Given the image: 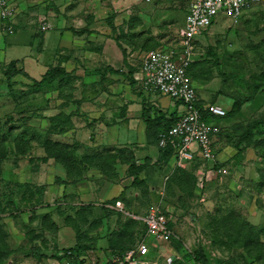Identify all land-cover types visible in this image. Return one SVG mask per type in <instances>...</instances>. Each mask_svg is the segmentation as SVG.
I'll return each instance as SVG.
<instances>
[{"label": "crops", "instance_id": "1", "mask_svg": "<svg viewBox=\"0 0 264 264\" xmlns=\"http://www.w3.org/2000/svg\"><path fill=\"white\" fill-rule=\"evenodd\" d=\"M13 1L18 6V15L13 21L0 18V112L11 103L12 111L19 110L24 99L20 94L27 89L26 85L31 79L41 80L51 68L64 71L55 85L58 81H65L62 89L54 88L48 96H36L39 101L46 102L38 104L34 112L32 123L37 136L30 140L26 154L17 155L10 151L3 162L2 179L15 182L19 191H16L12 212L19 213L27 222L20 230V241L27 235L29 237L32 231L34 242L50 246L51 253L59 255L52 259L54 264H59L60 258L70 264L103 263L114 253L112 249L124 248L128 245L127 238L133 237L134 231L136 234L140 227H145L140 218L154 207L149 209L152 202L169 206L166 209L176 233L188 232L185 217L179 219L174 215L175 210L176 213L184 211L169 204L171 200L185 198L193 192L188 193L182 188L186 187L183 179L176 181L179 169L183 177L191 172L199 178L200 184L194 189L197 201L198 195H203L204 179L223 181L237 165L236 169L244 168L248 172L226 135L214 137L215 164H224L221 173L201 158L197 145L192 146L187 159L176 155L163 156L155 142L156 136L152 134L157 129L144 116L148 109L145 101L153 109H161L167 118L175 111L180 113L181 104L160 94L145 96L138 82H133L131 75L136 67L131 55L133 51L126 54L124 45L122 47L107 37L108 34L114 36V30L105 20L109 15L104 17L108 6L106 0ZM186 2L189 6L190 0ZM128 3L131 4L130 10L136 5L132 1ZM116 4L117 11L122 12L126 3L117 0ZM44 17L52 24L51 30H40ZM8 25L13 26L12 32L6 30ZM9 51L15 55L8 57ZM11 62H17V67L31 78L23 74L15 76L12 93L4 72ZM38 65L45 66V70L40 71V79L26 69L31 66L38 72ZM78 87H82V91ZM198 97L204 104L213 102L227 110L232 107L227 100L233 98L221 94L220 90L214 96L199 94ZM245 108L239 115H245ZM52 118L56 120L54 125ZM214 121L219 125L217 120ZM230 130L226 129V134ZM16 131L15 137L19 135L18 127ZM45 137L53 143L70 145L74 154L73 161L68 163L70 170L47 154L43 143ZM106 153L118 154L110 175L103 170L101 163L82 161L85 157ZM130 155L134 156L137 165L146 166L138 175L129 171L126 158ZM197 163L201 165L195 171L188 168ZM252 167L249 164L247 168ZM136 178L140 185H148L150 191H137L139 185L133 183ZM118 201L121 207L116 206ZM75 221L81 226L72 224ZM39 230L45 232L40 241ZM66 252L69 257H62Z\"/></svg>", "mask_w": 264, "mask_h": 264}, {"label": "rangeland", "instance_id": "2", "mask_svg": "<svg viewBox=\"0 0 264 264\" xmlns=\"http://www.w3.org/2000/svg\"><path fill=\"white\" fill-rule=\"evenodd\" d=\"M116 1H105L108 6L104 17L107 14L110 17L116 15L112 24L109 16L105 19L109 27L114 29V36L108 34L107 37L118 44H124L128 51H133L131 55L136 67H141V57L145 51L156 48H163L175 54L182 51L181 32L185 27L188 6L186 0H121L126 3L122 6V12L117 11L119 7ZM129 1L136 4L131 8L132 11ZM195 51V59H199L190 73L201 96H214L220 90L225 96L254 100L246 105L245 115L238 114L235 119L229 116L217 119L224 131L223 136L226 135V129L234 124L238 131L242 132L253 119H264V4H252L238 19L224 14L218 15L200 38ZM14 55V52H7L8 57ZM26 69L32 76L40 79V71L45 70V66L38 65V72L33 71L31 66ZM62 83L65 84V81ZM78 88L82 91V87ZM50 93L44 95L48 96ZM36 96H42L38 89H35L31 96H22L21 99H24L19 110L12 111L11 103L0 112V156L3 154L9 157L10 151L17 148L27 151L30 140L36 138L35 124L32 123L34 112L38 109V104L46 103L39 101ZM227 101L229 106H232L233 99ZM47 104L50 105V101ZM9 114L13 115L8 116ZM17 124L19 126H16ZM17 127L19 135L15 137ZM231 133L236 136L235 130ZM253 134L256 137L252 143L238 149L239 152L236 153L238 158L241 157V165L246 166L248 172L244 168L236 169L239 165L233 166L235 171L232 170L231 175L228 173L223 181H205L203 195L196 198L198 201L193 199L192 192V196L175 198V201L171 200L173 203H169L184 211L176 213L175 210L174 215L179 219L185 217L190 226L187 225L188 232H178L173 241H161L156 246H152V238H148L146 226L140 227L136 234L134 231L133 237L127 238L128 245L125 247L129 248H136L141 240H147L151 244L147 260L140 264H196L198 253H205L208 264H253L254 260L264 259V125L253 131ZM260 148L263 149L262 154L259 152ZM4 158L0 159L1 168L5 165ZM249 164L254 168L248 169ZM200 165L191 164L188 168L195 171ZM14 175L17 177L16 172ZM147 186L139 185L137 191H150ZM16 191L19 193L15 182L2 179L1 175L0 264H54L52 259L59 255H53L50 246L34 242L32 231L29 237L27 235L20 241V230L27 222L19 213L12 212L15 209L13 204ZM148 199L155 200L150 197ZM152 207H159L167 212L166 207L169 206L152 202L149 209ZM72 224L81 226L78 222ZM39 231L40 241L45 232ZM248 240L253 244L252 249L244 248ZM60 259L58 262L62 263Z\"/></svg>", "mask_w": 264, "mask_h": 264}, {"label": "built area", "instance_id": "3", "mask_svg": "<svg viewBox=\"0 0 264 264\" xmlns=\"http://www.w3.org/2000/svg\"><path fill=\"white\" fill-rule=\"evenodd\" d=\"M151 2L152 0H145ZM264 3V0H190L185 18V27L182 29V51L175 54L172 51L156 48L145 51L141 57V67L135 80L145 96L160 94L180 100L181 112L178 120L167 131L159 136L160 147L171 146L177 157H190L192 146L197 145L200 154L209 162L217 161L214 149V137L220 132V126L214 122H207L203 118V111L214 117H223L227 109L216 104L207 103L203 110L198 106L200 101L194 82L188 68L195 61L196 42L204 35L215 18L224 14L232 18H240L243 12L252 4ZM18 6L13 0H0V18L3 21H13L18 15ZM127 16V15H126ZM52 24L46 17L40 22V29L46 31ZM6 30L12 32L13 26L8 25ZM121 207V202H116ZM146 225L147 236L152 238V246L158 242L170 241L174 233L168 228V219L159 207L152 208L144 217L140 218ZM151 252L149 241L141 240L136 248L124 253L117 252L103 263L92 264H140L147 260ZM59 264H70L64 258ZM264 264V263H258Z\"/></svg>", "mask_w": 264, "mask_h": 264}, {"label": "trees", "instance_id": "4", "mask_svg": "<svg viewBox=\"0 0 264 264\" xmlns=\"http://www.w3.org/2000/svg\"><path fill=\"white\" fill-rule=\"evenodd\" d=\"M260 4H264V3H260ZM255 5H258V4H255ZM115 16L110 17L109 20L111 21V24H112V21L115 22ZM112 29H113V27H112ZM198 42L199 41H197L196 44H198ZM123 45L124 44H122L121 46L123 47ZM123 50L127 54V51L128 50H127V48L125 46L123 47ZM198 59L199 58L195 59V61L189 66L188 73H189L192 81L195 84L197 93L200 94L199 93V90H198V86L196 84V81L193 79V77L191 76V73H190L191 68L194 66V64L197 62ZM138 70H139V67H135L132 70V73L134 74ZM4 72H5V76L7 77L8 84H9V88L11 90V93H12V91H14L13 85L15 83H14V81H12V79L15 76H17L18 74H23V75L27 76L28 78H30L28 76V74H25L23 72V70H21V69H19L17 67V62H11L5 68ZM63 72L64 71L62 69H60V68H51V69H49L46 72V74L43 76V78L41 80H35V79H31L30 78L32 80L31 83H29L28 85H26L27 86V89L24 90V91H22V93L20 94V96H24V95L25 96H31L32 94H34V90L35 89L36 90L38 89V91L41 92V95L42 96H45L44 94H46L48 92H52V90L56 86L54 84L55 81H56V79H59L63 75ZM133 74L131 75V78H132L133 82L137 83V81L135 80ZM56 84H57V88L56 89H58V88L59 89H62L63 88V85L64 84L62 83V80H61V82H58ZM221 94H223V93H221ZM232 98L234 100L233 101V104H232V107H231V109L227 110V113H226L225 116H223V117H214L209 112L203 111V118L207 122H214V123H216L214 120H217L219 118H225L227 116H229L230 118H235L238 114H240L242 112L243 108L246 107V105H248L250 102L254 101L253 99H242V98H237V97H234V96ZM176 101H177V103L178 102L180 103V100L176 99ZM211 103H213V102H211ZM145 105H146V107L148 109L145 108L146 110L144 112V116L147 118L148 123L150 125H154V127L157 129L156 131L152 132V134H155V136H156L155 137V142L157 143V146H159L161 152H163L162 153L163 156H165V155L166 156H171V155H176L177 156L176 151L170 145L167 146V147H160V145H159V138H160V136L159 135L162 132H165V131L169 130L174 125V123L178 120V113H176V111H175L174 113L171 114V117L170 118H167L166 117V114L164 112H162L161 109H159V108L153 109V107L151 105H149L146 101H145ZM147 105H149V106H147ZM204 105L205 104L204 103H201V101L198 102V106L202 110H203V106ZM151 112L153 114H151ZM253 120L251 122H249V124L247 123L248 126L246 128H244L242 130V132H239L238 129H237L238 127H236V124H234V125L231 126V130L229 131V134L228 133L226 134V136L231 137L230 138V142L232 143V145L234 147H236L237 152H239L238 149H243L245 147V145L248 146L249 144H251L252 143V140L254 139V137H256V136H254L253 131L258 130L262 126V124L264 125V119H262V120H254V121ZM54 121H56L55 118H52L53 125H54ZM234 130H235L236 136H234V134L231 133L232 131L234 132ZM223 133H224V131L223 130L222 131L220 130V132L217 135L218 136L219 135H224ZM43 143H44V147L46 149V152H47V154L49 156L56 158L58 161H60L61 163H63L68 169L71 167L70 164H68V163H70V162L73 161L74 154H73V150L71 149L70 145L53 143L50 140H48L47 137L44 138V142ZM213 145H214L215 152L217 154V149H216L215 141L213 142ZM262 150L263 149L260 148V150H259L260 154L263 153ZM27 151H28V149H27ZM27 151L25 149L20 150L18 148L15 150V152H16L17 155H19V154H26ZM116 156H118V154L106 153L104 155H99V156H95V157L94 156H92V157H85V158L82 159V161L83 162H87V163H97V162H99V163H101L100 166L103 168V170H105V172L108 175H110L111 174V170H113V166L115 165L114 163H115ZM4 157H5V155L3 156V154H1L0 159H2ZM6 158H7V156L4 158V160ZM122 158H124V156ZM201 158L205 162H208L209 165L211 163L212 169L218 171L219 173L222 172L221 171L222 170V167H224V164L223 163L222 164H218V163L215 164L216 162H209L205 158H203L202 155H201ZM126 160L130 164V170L129 171H130V173L132 175H138L144 169V166L145 165H137L136 164V160H135V158H134L133 155L128 156L126 158ZM0 169H1L0 170V176H1L2 173H3L2 172V169L3 168H1V166H0ZM180 171H181V169H179V171L176 172V176H177L176 177V181L183 179L184 182H185V184H186V187H182V188H186L188 193H191L193 191V193H194L193 199H195L196 195H195L194 189H197L198 188L197 185L200 184L199 183V180H198L199 178L195 174H193L191 172L190 173H187V175L185 177H183L182 173L180 174ZM205 181H206V179H204L203 183H205ZM133 183H135V185L137 183H138V185L141 184V182H139L137 178L133 181ZM162 213L165 214V216L168 219V224H167L168 228L171 229L173 231V233H174V237L170 241H168V242H171V241H173L175 239V236H176L177 233L174 231L173 226L171 224L170 215L167 212H165V211H162ZM143 224L145 225V223H143ZM76 227H79V226L77 225ZM238 231H239V229H238ZM235 240H236V237H235ZM259 241L261 242V240H259ZM253 243L255 244L256 242H253ZM246 245H249V246H246ZM150 246H151V244H150ZM244 248H250V249H252L253 248V244L250 243L249 240H248V242L244 244ZM130 249H134V248L124 247V248H121V249L120 248L119 249L114 248L112 250H113L114 253H117L118 251L121 252V253H124V252H126V251H128ZM204 254L205 253H203V254L202 253L201 254L198 253L196 255V264H208L207 256L204 255ZM62 257H69V252H66ZM252 262H253V264L264 263V259L254 260Z\"/></svg>", "mask_w": 264, "mask_h": 264}, {"label": "clouds", "instance_id": "5", "mask_svg": "<svg viewBox=\"0 0 264 264\" xmlns=\"http://www.w3.org/2000/svg\"><path fill=\"white\" fill-rule=\"evenodd\" d=\"M52 28L48 29V30H51ZM41 30V29H40ZM42 31V30H41Z\"/></svg>", "mask_w": 264, "mask_h": 264}]
</instances>
